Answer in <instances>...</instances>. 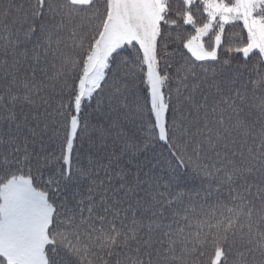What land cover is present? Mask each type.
<instances>
[{
    "label": "snow or ice",
    "instance_id": "6c2138e0",
    "mask_svg": "<svg viewBox=\"0 0 264 264\" xmlns=\"http://www.w3.org/2000/svg\"><path fill=\"white\" fill-rule=\"evenodd\" d=\"M0 264H264V0H0Z\"/></svg>",
    "mask_w": 264,
    "mask_h": 264
}]
</instances>
